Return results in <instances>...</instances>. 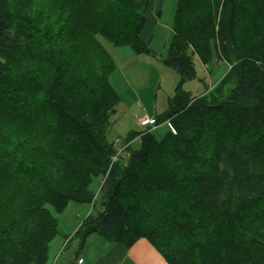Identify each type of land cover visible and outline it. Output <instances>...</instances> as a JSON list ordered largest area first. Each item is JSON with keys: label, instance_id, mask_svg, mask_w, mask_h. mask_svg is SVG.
Here are the masks:
<instances>
[{"label": "trees", "instance_id": "trees-1", "mask_svg": "<svg viewBox=\"0 0 264 264\" xmlns=\"http://www.w3.org/2000/svg\"><path fill=\"white\" fill-rule=\"evenodd\" d=\"M34 2L0 0V98L13 106L42 98L50 116L41 133L11 131L27 151L16 156L27 176L17 174L0 218V264H45L59 234L48 207L94 209L90 186L101 175V209L74 234L80 248L96 234L126 248L146 239L165 264H264V0H178L161 61L180 81L156 118L175 134L133 133L126 162L113 161L106 140L116 66L97 37L156 57L140 36L148 0H97L86 12L66 0L51 25ZM231 54L227 100L213 93L222 80L205 96L182 90L196 78L194 56L207 65Z\"/></svg>", "mask_w": 264, "mask_h": 264}, {"label": "rangeland", "instance_id": "rangeland-1", "mask_svg": "<svg viewBox=\"0 0 264 264\" xmlns=\"http://www.w3.org/2000/svg\"><path fill=\"white\" fill-rule=\"evenodd\" d=\"M65 1L35 0L34 8L44 18L45 23L51 25L58 23L59 5ZM96 3L97 0H71L70 8L72 9V5L81 4L82 12H86ZM177 3L178 0H163L161 17L156 27L154 26V34L150 36L149 42H146L145 47L154 52L156 57L136 53L129 46H114L106 38L97 37L116 66L108 77V83L117 99L113 107L114 114L109 119L106 140L113 144L117 152L115 158L124 162L128 160L129 155L125 152V139L133 133L150 131L156 141L162 140L169 131L175 134L168 122L150 130L141 129L139 122L144 118L162 116L167 111L169 101L180 81L179 75L161 61L166 57L172 40ZM146 15L148 16L147 13ZM140 36L144 37L142 34ZM230 59L231 61L224 62V59L217 60L213 55L208 64L204 65L194 56L192 63L196 78L184 81L182 90L190 93L192 98L201 97L208 95L222 80L213 93L216 101L227 100L229 91L231 92L236 84L235 73L231 70L236 55L231 54ZM49 122V112L42 98H34L16 106L0 98V218H7L11 211L17 174L27 176L26 166L19 164L16 159V156L28 158L27 151L11 131L16 130L17 124H20V127L30 134H38L47 128ZM136 145L137 142L133 141L131 146L136 148ZM102 181L101 175L93 177L91 182L90 189L96 196L94 209L92 204L88 203H69L61 213L56 214L48 207L55 217L59 234L50 243L45 264H77L78 258L84 260V264H165L146 239H139L126 248L93 234L86 239L82 248L79 247V239L74 234L88 215H95L100 211L99 190ZM65 238H73L67 246Z\"/></svg>", "mask_w": 264, "mask_h": 264}, {"label": "crops", "instance_id": "crops-1", "mask_svg": "<svg viewBox=\"0 0 264 264\" xmlns=\"http://www.w3.org/2000/svg\"><path fill=\"white\" fill-rule=\"evenodd\" d=\"M163 5V0H148V7L146 13V22H145V31L142 33L144 36L142 41L148 42L150 40V36L154 34V28L156 27L160 17H161V9ZM155 26V27H154ZM81 259V258H78ZM84 264V260H82Z\"/></svg>", "mask_w": 264, "mask_h": 264}, {"label": "built area", "instance_id": "built-area-1", "mask_svg": "<svg viewBox=\"0 0 264 264\" xmlns=\"http://www.w3.org/2000/svg\"><path fill=\"white\" fill-rule=\"evenodd\" d=\"M157 125L156 118H144L139 122V127L143 130H150L151 128L155 127ZM119 154V153H118ZM116 158L113 159L115 161ZM82 259L77 260V264H82Z\"/></svg>", "mask_w": 264, "mask_h": 264}]
</instances>
